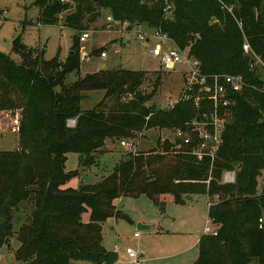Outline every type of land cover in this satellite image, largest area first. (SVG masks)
Instances as JSON below:
<instances>
[{"label": "trees", "instance_id": "16d2710c", "mask_svg": "<svg viewBox=\"0 0 264 264\" xmlns=\"http://www.w3.org/2000/svg\"><path fill=\"white\" fill-rule=\"evenodd\" d=\"M170 2L174 9L167 18L166 0H73V7L63 0H35L39 26L56 25L59 15L69 12L61 27L75 34L65 59L57 54L45 60L44 50L28 48L21 38L12 45L18 63L0 52V112L20 114L17 148L0 150V247L15 236L17 261L116 264L118 254L103 245V224L111 218L132 221L117 209V199L146 196L164 213L166 196L183 205L186 198L205 195L211 200L208 217L219 229L216 236L200 238L199 257L192 264H264V233L258 227L264 180L261 192L256 191L257 177L264 171V83L242 50L245 35L264 59V0ZM221 2L235 7V17ZM102 9L129 29L146 25L167 35L201 63L204 75L244 78L247 87L235 94L233 120L213 163L185 150L177 153L169 141L159 139L152 151H127L96 183L63 188L79 174L65 171L67 154L78 155L80 169L99 166L107 140H138L155 128L174 132L199 113L192 102L149 106L162 77L147 93L142 90L145 71L104 68L80 76L78 34L88 31ZM73 73L77 79L67 84ZM94 91H103V100L82 111L85 94ZM72 120L75 124L69 127ZM226 171H236L234 184L222 183ZM87 211L90 218L84 222ZM14 224H19L15 232Z\"/></svg>", "mask_w": 264, "mask_h": 264}, {"label": "rangeland", "instance_id": "374dc122", "mask_svg": "<svg viewBox=\"0 0 264 264\" xmlns=\"http://www.w3.org/2000/svg\"><path fill=\"white\" fill-rule=\"evenodd\" d=\"M35 0H0V52L10 56L15 62L19 57L12 52V45L16 38H21L22 43L31 49L44 50V59L50 60L57 54L64 60L71 46L74 32L66 27H61L66 15H59L56 25L39 26L38 8ZM73 7V0H63ZM111 17L109 10H100V17L87 26L90 38L80 43V53L85 58L80 60V76L98 72L102 69L118 70L127 69L147 72V78L142 90L150 93L153 83L158 76L162 77V85L149 106L155 109L171 107L176 103L183 91V72L185 65L178 67L179 72L168 73L163 71L160 60L152 57L150 51L154 47L150 43L139 40L140 36L151 38L154 30L146 25H135L131 29L127 25H108ZM80 33L78 34V36ZM168 48L175 45L169 44ZM177 47V46H176ZM178 48V47H177ZM181 50V49H180ZM107 52V58L102 59L101 54ZM77 79L75 73L66 77L70 84ZM103 91L88 92L81 102V110L87 111L96 106L104 98ZM19 112H0V149L13 151L18 146V132H13L16 127L15 119ZM20 115V114H19ZM20 118V117H19ZM19 121V120H18ZM72 121L68 126L72 127ZM163 139L174 140L175 135L168 129H151L144 137L139 138L137 152H149L157 147V141ZM115 152L107 153L103 158V165L89 169L78 167V155L69 153L66 156L65 171H78L76 177L71 178L64 186L72 190L78 189L84 182L96 183L102 176L111 173L122 157L127 154L120 143H115ZM235 172L236 171H232ZM264 180L262 171L256 180V191L261 192ZM217 201L218 198H215ZM186 203L178 205L172 196H166L165 212L162 213L146 196L138 199L120 198L115 201L117 209L131 218V222L123 219L111 218L103 224V245L107 251L115 252L119 256L116 264H130L126 255L132 249L139 257L144 256L143 264H192L199 257V240L206 234L209 227L210 233L216 231L208 217V196H194L193 200L186 198ZM90 218V212L83 214L84 222ZM19 224H14V232ZM139 225L145 228L141 229ZM218 232V231H217ZM139 234V238L135 235ZM15 236L8 243L0 247V264H24L14 259V251L18 247ZM80 264H93L89 261H79Z\"/></svg>", "mask_w": 264, "mask_h": 264}, {"label": "built area", "instance_id": "2783aa9c", "mask_svg": "<svg viewBox=\"0 0 264 264\" xmlns=\"http://www.w3.org/2000/svg\"><path fill=\"white\" fill-rule=\"evenodd\" d=\"M160 1V0H156ZM222 9L227 10L233 17L235 7L228 6L221 2ZM174 6L170 0H166L164 12L166 17H171ZM217 22V21H216ZM239 28L243 32L242 22L237 20ZM127 25L121 21L115 20L112 16L108 18V25L113 27L115 25ZM91 33L83 31L78 36L79 42L82 43L90 38ZM244 35V32H243ZM139 40L148 43L153 41L154 47L150 51L155 59H159L163 71L168 73L179 72L178 67L185 65L186 69L183 72V91L179 101L192 102L198 109L199 113L190 122L185 124V128L174 131L175 139H163L164 144L169 141L172 144V149L177 153L188 152L197 158H208L215 160L218 151L224 142V133L228 124L233 120V109L236 105L235 94L241 92L247 87V84L242 76L217 74L204 75L201 71V63L189 56L188 52L182 51L176 47L167 35L158 31H154L151 38L145 39L140 36ZM173 44L174 48H168L167 45ZM242 50L249 62L252 70L261 74L264 83V59L256 53L250 42L244 35V42ZM102 59L107 58V52L101 54ZM172 104V108L176 105ZM20 115L17 113L15 124L16 127L12 129L13 132H18ZM19 120V121H18ZM72 122V127L74 126ZM121 147L129 152L136 153L138 150V143L135 139H125L120 142ZM211 180V178L209 179ZM236 181V173L226 171L222 176L223 184H234ZM210 206V204H209ZM259 230L264 233V213L258 220ZM218 228V227H217ZM218 229L212 234L209 227L206 228L207 235H217ZM139 234L135 238H139ZM126 255L130 259V264H143L144 262L139 255L132 249L126 251Z\"/></svg>", "mask_w": 264, "mask_h": 264}, {"label": "crops", "instance_id": "0c3cea01", "mask_svg": "<svg viewBox=\"0 0 264 264\" xmlns=\"http://www.w3.org/2000/svg\"><path fill=\"white\" fill-rule=\"evenodd\" d=\"M114 147V143L111 141V140H107L106 141V145H105V150L107 151V153H109V152H115V149L113 148ZM0 150H3V149H0ZM107 153H105V154H103L102 156H101V159H100V161L98 162V164H99V166L97 165V166H94V167H100L102 164H103V158H104V156L107 154ZM92 169H93V167H92ZM84 184H87L86 182H84ZM65 187V186H64ZM63 187V188H64ZM193 199H194V197H193ZM117 207V206H116ZM209 212V211H208ZM210 220V219H209ZM142 229H149V228H145V227H143ZM199 242V241H198ZM141 257V259H143L144 258V256L143 255H141L140 256ZM78 264H80V262H77Z\"/></svg>", "mask_w": 264, "mask_h": 264}, {"label": "water", "instance_id": "95a60500", "mask_svg": "<svg viewBox=\"0 0 264 264\" xmlns=\"http://www.w3.org/2000/svg\"><path fill=\"white\" fill-rule=\"evenodd\" d=\"M85 58V54H81V56H80V60H82V59H84ZM190 198V200H193V197H189ZM139 227L142 229L143 228V226L142 225H139Z\"/></svg>", "mask_w": 264, "mask_h": 264}]
</instances>
